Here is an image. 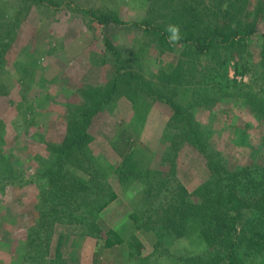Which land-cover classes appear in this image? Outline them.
Segmentation results:
<instances>
[{
	"label": "rangeland",
	"instance_id": "rangeland-1",
	"mask_svg": "<svg viewBox=\"0 0 264 264\" xmlns=\"http://www.w3.org/2000/svg\"><path fill=\"white\" fill-rule=\"evenodd\" d=\"M52 1L37 5L35 0H0V264H229L223 251L210 250L197 235L180 236L174 231L172 236L174 229H167L166 224L152 226L147 235L139 234L136 225L128 221L133 208L116 175L106 179L105 185L109 183L118 199L97 219L87 220L91 235L87 226L62 224L66 221L63 203L59 205L53 197L44 173L53 159L51 149L66 137L82 91L105 87L114 78L115 58L105 46L106 37L125 58L143 45L139 72L153 82L160 72L173 70L180 54L154 47L144 37L143 28L135 25L146 16L148 0ZM92 13L117 15L126 25L105 28ZM248 44L251 48L241 54L228 53L224 67L209 57L190 59L191 73L187 80H180L174 98L187 107L193 105L191 113L205 130L210 148L230 170L257 165L264 173V119L250 105L233 99L244 88L260 90L264 20ZM250 55L259 73L239 69ZM221 56L226 58L227 52ZM25 66L34 79L23 98ZM171 115L169 106L155 103L145 123H139L132 104L121 96L94 120L93 142L84 150V162L73 155L69 166L75 162V166H83L88 176L78 169L82 179L88 180L96 174L98 159L113 163L130 143L138 144L137 148L148 151L151 168L157 171L154 186L161 191V213L171 207L168 201L180 200L184 189L188 191L186 202H196L193 193L210 180L207 160L188 142H181ZM165 178L167 185L156 184ZM141 184L146 186L145 182L135 183L131 189L143 193ZM150 196L151 192L145 193L143 203ZM52 221L53 228L48 225V231L44 225ZM93 225L98 232L101 229L98 238L97 231L90 229ZM109 230H117L127 239L139 235L143 247L140 261L128 257L126 244L106 249L104 239ZM237 231L243 264H264L260 250L264 243L258 237L264 232L260 220L244 214Z\"/></svg>",
	"mask_w": 264,
	"mask_h": 264
},
{
	"label": "trees",
	"instance_id": "trees-1",
	"mask_svg": "<svg viewBox=\"0 0 264 264\" xmlns=\"http://www.w3.org/2000/svg\"><path fill=\"white\" fill-rule=\"evenodd\" d=\"M35 1L37 5L53 2L52 0ZM148 1L146 16L135 25L143 28L144 37L153 43L154 47L163 46L173 49L174 52L178 50L175 52L180 54L177 64L171 72H160V76L154 82L147 80L139 72L144 46L139 45L132 56L125 58L114 47L110 37H106L105 46L115 58L114 78L105 87L82 91V101L73 111V121L68 125L66 137L51 149L53 159L44 173L52 187L53 197L59 201V205L63 203L65 209L62 218L66 221L58 222L87 226V234L91 235L87 224L89 219H97L98 215L118 199V194L109 183L105 185L106 179L116 175L124 188V195L133 208L128 221L136 225L139 234L147 235L152 226L166 224L167 229L168 227L174 229L170 231L172 236L174 231L180 236L197 235L207 242L210 250L215 248L223 251L227 255L229 264H243L239 244L236 241L237 229L244 214L258 218L264 227V173L259 172L257 165L230 170L226 163L223 164L220 158H216V154L210 148L205 130L191 113L193 105L187 107L177 102L174 97L180 89V80H187L189 72L191 73L190 59L209 57L211 61L217 59L220 67H224L227 65L228 53L233 55L234 52L240 51L241 54L251 48L248 41L255 35L260 22L264 20V0ZM90 16L95 17L105 28L126 25L117 15L92 13ZM169 24L180 27L181 38L175 43L169 42L170 34L165 31ZM222 52H227L226 58L221 56ZM183 54L186 57H182ZM260 58V64L264 68V45L261 48ZM252 59L253 56L250 55L248 60L239 64V69L246 71L249 68L252 73L258 72L260 68L254 67L250 61ZM23 71L27 84L23 91L24 98L29 90L28 85L34 78L33 73H29L26 66L23 67ZM258 85L260 86L258 92H254V88L251 87H248L250 91L244 88L233 99L250 105L257 115L264 119V76ZM121 96L130 101L133 115L142 124L145 123L155 103L169 106L172 111L171 124L175 123L174 127L178 129V138L181 142H188L207 160L210 180L193 193L196 202H186L188 191L184 189L180 191V200L168 201L171 207L161 213L162 205L160 206L159 203L161 191L154 186L157 171L151 168L148 151L137 148L138 144L133 146L130 143L127 151L123 152V155H118L113 163L98 159L96 174L88 180L85 179L88 171L82 169L83 166L82 168L75 166L77 162L69 166L73 155H76L80 162H84V150L93 142L91 127L94 125V120L107 108L111 109ZM206 100L207 97L202 101ZM78 168L85 172L84 179ZM171 171H175L174 162L171 164ZM169 175L173 174L169 173ZM162 180V183L158 181L156 184L165 186L169 182L167 178ZM141 182L146 183V186L141 184L144 194L138 192L137 188L131 189L132 184ZM150 192L153 196L143 203L145 193ZM176 193L179 195L178 189ZM154 197L155 199L151 200ZM53 224L52 221L44 225V228L50 231L48 225L51 229ZM90 229L97 231V238L102 233L100 228L98 232L97 226L93 225ZM258 237L264 243V232H259ZM125 244L129 251L128 257L140 261L143 247L139 235L135 234L127 239L117 230L107 231L104 239L106 249ZM49 248V245L45 247L47 252L50 251ZM260 250L264 253V245L260 246ZM207 264H216V262L210 261Z\"/></svg>",
	"mask_w": 264,
	"mask_h": 264
},
{
	"label": "clouds",
	"instance_id": "clouds-1",
	"mask_svg": "<svg viewBox=\"0 0 264 264\" xmlns=\"http://www.w3.org/2000/svg\"><path fill=\"white\" fill-rule=\"evenodd\" d=\"M165 31L170 34L168 37L170 43H175L180 40L181 36L179 25L169 24Z\"/></svg>",
	"mask_w": 264,
	"mask_h": 264
}]
</instances>
